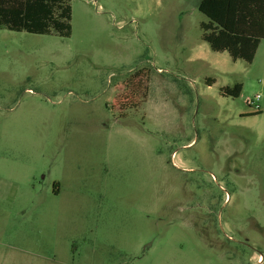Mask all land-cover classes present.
<instances>
[{
	"label": "rangeland",
	"instance_id": "obj_1",
	"mask_svg": "<svg viewBox=\"0 0 264 264\" xmlns=\"http://www.w3.org/2000/svg\"><path fill=\"white\" fill-rule=\"evenodd\" d=\"M200 2L70 0V36L0 26V264H264V46L214 52Z\"/></svg>",
	"mask_w": 264,
	"mask_h": 264
},
{
	"label": "trees",
	"instance_id": "obj_2",
	"mask_svg": "<svg viewBox=\"0 0 264 264\" xmlns=\"http://www.w3.org/2000/svg\"><path fill=\"white\" fill-rule=\"evenodd\" d=\"M199 11L208 18L201 25L202 38L214 52H228L234 61H254L264 41V0H201ZM71 20L70 0H0V26L10 31L49 34L53 29L70 36ZM116 91L112 106L123 117L146 96V72L135 73ZM242 91L239 83L225 88L224 94L239 98Z\"/></svg>",
	"mask_w": 264,
	"mask_h": 264
},
{
	"label": "built area",
	"instance_id": "obj_3",
	"mask_svg": "<svg viewBox=\"0 0 264 264\" xmlns=\"http://www.w3.org/2000/svg\"><path fill=\"white\" fill-rule=\"evenodd\" d=\"M259 100H260V96L258 95V96H256V97L253 98V99H248V100H247V103H248L249 105H254V102L258 103ZM255 107H256V109H259V105H258V104H257Z\"/></svg>",
	"mask_w": 264,
	"mask_h": 264
},
{
	"label": "crops",
	"instance_id": "obj_4",
	"mask_svg": "<svg viewBox=\"0 0 264 264\" xmlns=\"http://www.w3.org/2000/svg\"><path fill=\"white\" fill-rule=\"evenodd\" d=\"M263 46H264V41H262V42L260 43L259 48H258V51H257V53H256V56H257V54L259 53L260 49H261ZM255 58H256V57H255Z\"/></svg>",
	"mask_w": 264,
	"mask_h": 264
}]
</instances>
